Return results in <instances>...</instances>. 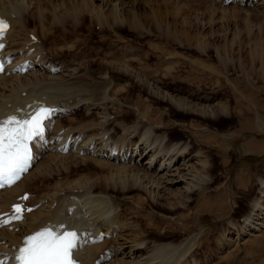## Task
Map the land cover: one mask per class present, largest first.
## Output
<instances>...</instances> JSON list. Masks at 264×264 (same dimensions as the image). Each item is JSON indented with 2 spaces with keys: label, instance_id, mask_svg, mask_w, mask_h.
<instances>
[{
  "label": "bare ground",
  "instance_id": "1",
  "mask_svg": "<svg viewBox=\"0 0 264 264\" xmlns=\"http://www.w3.org/2000/svg\"><path fill=\"white\" fill-rule=\"evenodd\" d=\"M102 1L104 4L105 0H0V16L11 22L10 32L0 39L4 45L0 54L6 63L0 75V121L13 114L30 118L39 102L58 107L49 111L45 140L33 145L32 170L14 187L0 191V219L9 221L0 228V254L9 257L28 236L49 228L57 233H79L83 249L77 255L82 264H198L194 260L196 235L177 243L167 234L215 208L220 212L224 209V184L219 188L218 202L207 196L214 182V163L209 152L201 148L208 149L214 140L224 153L227 134L211 131L209 126L201 129L191 122L186 124L190 130L185 131L187 137L173 139L166 123L170 114H157L143 101L135 109L141 120L137 117L129 123L131 113L126 111L120 121L117 115L124 112L121 101L128 89L127 85L118 88L114 73L137 80L152 99L192 117L219 122L222 117L229 118L230 105L209 95L174 94L155 77L157 74L144 75L140 68H134L131 58L129 62H105L97 69L76 53L70 61L56 62L59 52L72 53L82 42L83 38L69 39L65 34L66 25L73 23L78 28L83 22L79 13L90 11V21L101 29L127 22L123 18L130 6L124 0L113 1L109 7ZM96 2L102 12L93 10ZM240 2L252 8L264 6V0ZM56 29L66 41L61 47ZM32 35L37 42L31 40ZM216 82L221 88L223 80ZM252 107L258 113L261 104L255 100ZM79 109L86 112L83 120L71 117ZM246 110L241 109L238 115L245 118ZM65 119L70 121L68 126L62 125ZM53 176H57L56 181L48 183L46 179ZM260 184L264 187V180ZM134 191L135 196L131 194ZM26 193L32 211L20 220L11 219V206ZM160 208L172 215H159ZM182 210L188 214L178 215ZM263 212L260 200L256 201L253 214L242 222V233L229 242H240L263 230ZM147 229L160 232L161 241L146 237Z\"/></svg>",
  "mask_w": 264,
  "mask_h": 264
},
{
  "label": "rangeland",
  "instance_id": "2",
  "mask_svg": "<svg viewBox=\"0 0 264 264\" xmlns=\"http://www.w3.org/2000/svg\"><path fill=\"white\" fill-rule=\"evenodd\" d=\"M113 1L119 0H105L102 5L109 7ZM124 1L130 6L129 13L123 18L127 22L118 26L113 23L109 27L111 30L108 27L101 29L94 20L92 23L90 11L79 13L78 18L83 22L78 28L73 23L66 25L65 34L69 39L83 38V43L72 53L59 52L56 62L70 61L76 53L77 58L83 56L86 62L96 65L92 68L97 69L105 62H129L131 58L129 63L134 64V68H140L144 75L157 74L155 77L159 76L162 85L174 94L192 92L195 96L209 95L217 101H228L229 118L207 121L152 99L153 95L137 80L114 73L118 88L127 85L128 89L125 100L121 101L124 112L117 115L120 121L125 118L126 111L131 113L127 117L129 123H134L137 117L141 120L142 116L136 115L135 109L137 103L143 101L153 106L157 114H170L166 123L173 139L187 137L190 130L186 124L191 122L200 125L201 129L209 126L211 131L227 134L225 154L214 140L208 149L201 148L209 152L211 163H214V182L208 187L207 196L218 202L219 188L224 184V209L220 212V208H215L210 214H202L185 228L180 226L168 233L167 237L179 243L196 235L194 260L198 264H264V229L255 236L243 237L240 242H229L242 233L244 220L253 214L256 201L260 200L264 209V187L260 184L264 180V6L257 4L252 8L244 6L240 0ZM93 10L102 12L97 2ZM30 21L33 26V19ZM52 24H55L54 20ZM60 32V29L54 30L59 47L66 43ZM51 57L54 59V55ZM139 63L144 66L140 67ZM218 78L223 80L221 88L216 82ZM255 100L261 104L258 113L252 107ZM241 109H248L243 113L245 118L238 115ZM73 115L72 118L83 120L86 112L79 109ZM69 122L65 119L62 125L68 126ZM56 179L57 176H53L46 180L54 183ZM131 194L135 196L136 192ZM182 211L178 215L188 214ZM157 213L172 215L162 208L157 209ZM257 215L261 218V212ZM144 227H147L145 223ZM147 231L146 237L161 241L160 232Z\"/></svg>",
  "mask_w": 264,
  "mask_h": 264
},
{
  "label": "snow or ice",
  "instance_id": "3",
  "mask_svg": "<svg viewBox=\"0 0 264 264\" xmlns=\"http://www.w3.org/2000/svg\"><path fill=\"white\" fill-rule=\"evenodd\" d=\"M6 28L5 21L0 19V38L6 34ZM2 48L3 44L0 43V49ZM2 70L0 65V71ZM48 114L49 109L42 108L30 120L19 121L10 117L0 121V188L10 186L20 178L21 173L27 171L33 159L29 143L44 135L42 120ZM22 218L21 205H14L11 219ZM7 223L8 220L0 219V226ZM25 245L18 250L15 257L19 264H79L73 252L82 245L79 234L74 230L57 233L44 228L28 236Z\"/></svg>",
  "mask_w": 264,
  "mask_h": 264
}]
</instances>
